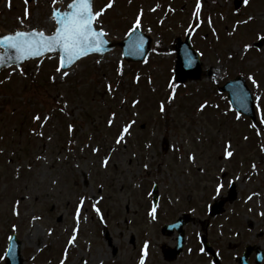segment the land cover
I'll use <instances>...</instances> for the list:
<instances>
[{
  "label": "rangeland",
  "instance_id": "obj_1",
  "mask_svg": "<svg viewBox=\"0 0 264 264\" xmlns=\"http://www.w3.org/2000/svg\"><path fill=\"white\" fill-rule=\"evenodd\" d=\"M107 2L97 0V10ZM201 3L195 18L197 0H114L98 21L109 37L124 38L142 10L141 28L166 50L135 68L116 51L83 61L61 79L56 55L25 67L23 75L12 69L0 77V264H6L12 234L22 243L24 264H139L145 245V264H166L161 250L173 246L175 236L163 234L162 226L181 211L197 215L189 230L206 223L205 209L213 193L218 197L219 184L220 199L234 188L235 201L223 213L236 215L226 222L229 235L220 239L234 247L245 239L264 250V132L248 131V122L237 119L226 94L218 92L243 76L261 121L264 46L255 51L253 44L264 37V0H249L239 10L234 0ZM8 4L0 6V30L13 32L21 28L26 5ZM27 9L30 19L23 20V29L54 31L52 0H29ZM190 28L203 74L174 93L176 44ZM245 45L251 48L245 51ZM132 121L131 134L117 145L118 134ZM22 148L30 155L21 154ZM226 150L233 155L227 157ZM155 184L160 204L153 219ZM230 205H237V212H229Z\"/></svg>",
  "mask_w": 264,
  "mask_h": 264
},
{
  "label": "snow or ice",
  "instance_id": "obj_2",
  "mask_svg": "<svg viewBox=\"0 0 264 264\" xmlns=\"http://www.w3.org/2000/svg\"><path fill=\"white\" fill-rule=\"evenodd\" d=\"M26 8L24 17L20 20L21 29L14 30L11 33L0 34V49H3V52H0V67H4L8 64H20L23 61H27L37 57H44L50 53H59L58 66L56 72L59 74L61 79L69 77V69H73V65L82 58L89 56L93 53L102 54L105 51V46L108 43L107 37L109 33L104 30L103 26L98 23L100 17L104 13L113 8L114 0H108L107 4L100 10H94V0H70L67 4L66 9L58 8L57 3L62 2V0H52V10L50 13V21L54 22V31L46 33L45 31L39 28H31L28 30L23 29V20L30 19L29 11L27 5L29 0H24ZM131 3V0H129ZM243 3L247 5L249 0H243ZM9 7H11V0H9ZM202 8L201 0H197L196 9L193 13L195 18L199 17L200 11ZM155 11V9H152ZM143 16V11L136 16L135 21L132 23L127 36L130 42V48H134L136 51H142L143 48V38L137 37L136 33L141 29V18ZM252 17H249L251 20ZM210 22V21H209ZM249 21H243V23H248ZM258 39H264V37H258ZM251 48V45H245L244 50ZM99 63V61H97ZM21 75H23V69L20 70ZM122 74V72H121ZM55 82L56 77L51 78ZM138 79V78H137ZM254 85L257 87L256 80L253 77H249ZM108 90L111 92L112 86L108 85ZM170 87L174 86L170 85ZM174 98V97H173ZM259 101L260 97L256 98ZM139 103V101L134 102V105ZM206 107V105H201V110ZM259 107V105H257ZM165 111L164 105H160V112ZM34 120L39 121L41 117L36 115L33 117ZM50 119V117H45V121ZM239 119V117H237ZM115 120V113H112L109 119V126L112 125ZM135 121L123 126L121 132L118 134L115 143L117 145L121 142H125V136L130 135L129 129L132 127ZM261 123H264V116L261 118ZM255 127V125H252ZM69 131H72V126H69ZM42 136L43 133H40ZM227 147H230L228 145ZM94 152H99V148H94ZM233 153L226 150V156L231 157ZM194 160V157H190ZM109 163L108 159H104L102 164L104 167H107ZM147 169V165H144ZM255 168V165H253ZM238 179V177H237ZM223 184H219L216 188V193L219 195L220 190L223 188ZM258 195V194H253ZM252 199V196H249V200ZM83 206V200L80 202V206L77 207L76 219L79 223L80 217V207ZM99 212V209H96ZM15 214L18 216L19 211L16 210ZM150 215L155 219L156 208L153 207ZM264 216V213L260 214ZM34 219H39V217H34ZM78 231V229L74 230ZM50 234V233H49ZM76 240V235L73 234L69 240V245L74 244ZM147 245H145V250L143 255L147 256ZM10 251V250H9ZM63 264V261H62ZM86 264V262H85ZM140 264H144V260L141 259Z\"/></svg>",
  "mask_w": 264,
  "mask_h": 264
},
{
  "label": "water",
  "instance_id": "obj_3",
  "mask_svg": "<svg viewBox=\"0 0 264 264\" xmlns=\"http://www.w3.org/2000/svg\"><path fill=\"white\" fill-rule=\"evenodd\" d=\"M1 3L2 0H0V4ZM95 3L96 0H94V10H96ZM235 4L236 7H239L241 4V0H236ZM57 7L64 9L62 5H57ZM137 37L143 38L142 51H136L134 48H130V42L128 40V36L123 40L110 39L109 37H107L108 43L105 46V51L102 54L93 53L82 59L89 58L92 56L104 57L117 49H121L123 53V59L127 64L143 63L145 60H147L148 56L152 52L154 38L150 34L143 33L141 29L136 33V36L133 37V39H136ZM177 51H178V61L175 72L176 82L183 83L191 78L199 79L202 74V65L200 62L199 54L193 50V47L190 43V37H188L186 42L184 43L181 41L179 42ZM54 54H59V53H50L44 57H37L27 61H23L20 64L5 65L4 67H0V73L3 70L9 69L12 66H17L19 68H22L33 61H38L49 55H54ZM79 61H77V63ZM76 64L73 65V68L76 66ZM227 91L230 93L229 98L231 100L233 107L236 108L239 113L249 115L252 118V120L255 121L253 100L252 97L249 95L250 93L245 85L244 80L242 78H237L235 81L230 82L226 84L223 88H221V92H227ZM19 249H20V243L16 244L13 248L10 249V251L14 250L16 254V261L18 263L21 261L22 264V260H20Z\"/></svg>",
  "mask_w": 264,
  "mask_h": 264
},
{
  "label": "flooded vegetation",
  "instance_id": "obj_4",
  "mask_svg": "<svg viewBox=\"0 0 264 264\" xmlns=\"http://www.w3.org/2000/svg\"><path fill=\"white\" fill-rule=\"evenodd\" d=\"M232 192L235 194V190L233 187H230L228 190V193ZM215 193L212 194V196H214ZM220 195V193H219ZM215 199H213V202H211L208 205V208L210 209L211 205L215 202H219V203H224V207L226 209V207L229 205V203H233L235 201V197L234 198H228L224 197L222 199L221 195ZM220 199V200H219ZM243 201L245 202V200L243 199ZM180 202V201H178ZM229 202V203H228ZM243 206L242 204V200L240 197V207L241 208ZM224 207H223V211L220 215H218L216 217V222L215 220L213 221H209L207 219L208 224L204 223V224H200L197 228L193 229V230H189L190 226L196 222L197 219V215L191 214L192 218L189 221L190 223L185 227V245H184V249L183 252L176 257L175 260L173 259V255L171 253H168L167 256L164 255L163 253V249L167 250V248H174L177 243H178V231L176 228H174V231L172 234H170L169 236H175L174 239V243L173 246H168V247H163L161 250V258L164 262H166V264H256V252L259 251L258 248H261L260 246L254 245L253 247V254L247 258V260L242 261L243 257H244V252L246 247L248 246L247 243H245V240H241V243L239 245H236L234 247V245H231L230 242H223L220 238L227 236L229 234H226L228 227V223H230L231 220H234L236 217L235 214H230V215H224ZM237 205H230L228 207V210L230 212V208H236V212H237ZM191 211H188V213H190ZM233 213H235V210L233 211ZM186 214V211H181L180 213H178V215L176 216V218L169 222L168 225H172L174 224L178 218L180 216H183ZM169 215H166V218H169ZM199 220V219H198ZM225 220V221H224ZM216 224H215V223ZM200 228V229H199ZM203 228L207 229V236H208V240L210 242V244L212 245V255H210L209 253H207L206 251L203 250V246H202V241H201V230ZM198 230V232L196 231ZM216 230V236H218V240H216V238L214 237V235L212 234V231ZM219 242H222L223 244L220 245ZM134 243V242H133ZM262 249V248H261ZM263 250V249H262ZM264 251V250H263ZM264 264V263H263Z\"/></svg>",
  "mask_w": 264,
  "mask_h": 264
}]
</instances>
